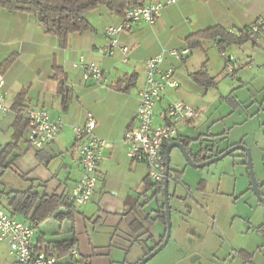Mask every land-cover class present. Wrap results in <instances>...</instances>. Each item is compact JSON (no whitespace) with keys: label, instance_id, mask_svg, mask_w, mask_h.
<instances>
[{"label":"crops","instance_id":"0c3cea01","mask_svg":"<svg viewBox=\"0 0 264 264\" xmlns=\"http://www.w3.org/2000/svg\"><path fill=\"white\" fill-rule=\"evenodd\" d=\"M230 1L181 0L164 7L155 25L140 22L130 33L119 37L120 45L130 49L127 61H124L126 56L120 50L114 57H104L98 53L99 48L109 45L106 29L121 24L123 19L105 7L90 12L87 18L92 30L71 35L65 47L58 37L44 32L35 16L0 9V68L11 56H16L13 66L5 72L9 112L0 113V150L17 143L18 149L4 163L8 165L6 170L13 171L23 179L24 188H27L9 193L2 191L0 201L3 195L8 198L10 193L29 191L68 200L69 193L76 188L82 175L80 156L73 143V128L84 126L89 113L97 122L94 135L107 142L97 168L98 181L91 201L82 208H75L72 221L60 223L50 219L59 224L72 223V237L51 241L45 234L37 236L39 226L46 221L35 229L36 248L41 250L50 246L64 258L62 264L72 261L78 264H138L163 242L166 226L159 212L164 200L161 196H155L157 189L149 180L148 165L130 159L123 137L135 124L140 92L145 86V64L163 50L189 49L190 53L181 61L167 57L162 65L163 69L176 70L180 89L178 93L170 89L164 93L155 108V127L166 123L165 113L173 101H182L196 108L190 104L195 93L206 95L213 87L196 83L193 78L195 73L205 69L217 87L216 77L211 75L208 67L210 58L206 48L212 45L218 50V39L204 40L201 47L194 49L187 39L218 26L239 35L241 31L252 29L259 20H264V0H251L239 10L231 8ZM249 44H252V48L248 53V62H264V25L257 33L255 42L236 47L240 49ZM81 59L98 64L107 80L101 84L85 80L83 70L75 66ZM195 62L202 63L195 67ZM22 93L23 101L18 103V96ZM228 100L236 103L232 95ZM20 109L45 110L52 119H61L65 127L54 142L35 150L27 141V129L17 142L15 140V124ZM194 121L181 124L178 135L166 143V149L174 142L188 145L194 161L202 163V158L207 161L215 156L207 155L213 151L211 146L207 145L202 150L192 148L194 141L198 140L191 134L190 126ZM206 136L211 137L212 133L209 131ZM23 140L25 147L21 145ZM177 151L173 149L171 155ZM189 166L185 163L183 168L171 169V177L177 179V184H183L187 196L178 195L176 190L172 195L169 189L170 199L173 196L183 202L177 209L180 225L157 264L172 260L183 263L195 255L209 261V264H236L237 258L252 263L253 253L245 247H234L233 253L217 258L211 242L218 238L219 227L214 221L215 217H211L205 209H202L207 214L204 221H199V224L193 222V204H187V200L190 197L195 204H200L199 198L204 196L207 182L202 178L199 187H191L183 172H187ZM37 187L42 188L44 193L36 191ZM150 194L153 199L157 198V206L149 212L146 205ZM2 207L11 214L9 209ZM17 219L29 224L20 217ZM88 223L93 226L92 231ZM213 230L216 232L215 238L211 236ZM71 240L76 241L75 250L79 256L67 262L65 259L70 256L61 255L52 243ZM118 253H122V258L116 257ZM0 264H16L7 244L3 242H0Z\"/></svg>","mask_w":264,"mask_h":264},{"label":"rangeland","instance_id":"374dc122","mask_svg":"<svg viewBox=\"0 0 264 264\" xmlns=\"http://www.w3.org/2000/svg\"><path fill=\"white\" fill-rule=\"evenodd\" d=\"M250 1L231 0L229 5L239 10ZM250 48L252 44L240 49L232 46L223 52L227 57L234 58V69L238 71L236 78L230 80L225 78L227 77L226 61L222 57V52L212 45L207 46L210 58L208 67L211 75L216 77L218 85L210 88L206 95L195 93L191 99L190 104L204 112L195 118L190 129L191 134L198 137L192 148L202 150L207 145L211 146L213 151L208 152L209 157H218V153H224L238 145L245 146L251 154L255 177L260 193L264 197V62H248ZM199 63L202 62H195V67H198ZM230 95L236 103L228 100ZM209 131L212 133L211 137L206 136ZM21 145L25 147V140L21 142ZM171 160L172 170L175 167L183 168L187 163L179 151L171 155ZM187 170L183 172L191 187L195 188L197 185L199 187L202 178L207 182L204 196L199 198L200 204H195L190 197L187 204H193L195 224L204 221V217L207 216L206 211L211 217H215L214 221L219 227V234L217 232L218 238H215L216 232L213 230L211 233L212 238H215L211 242V247L217 253V258H223L229 252L233 253L234 247L236 249L245 247L247 251L253 253V262H245L237 258L236 264H264V204L259 201L252 189L244 153L236 151L203 169L189 166ZM175 179L170 178V193L173 195L176 190L178 195L187 196V190L183 184L180 182L177 184ZM23 182V179L13 171L3 170L0 167V192L25 191L27 188H24ZM36 191L44 193L40 187H37ZM1 202L11 211L6 195L1 197ZM156 202L157 198L153 199L150 194L146 205L147 211L150 212L152 208H156ZM182 205L183 202L171 196L173 235L180 225L177 209ZM21 219L26 220L24 217ZM88 226L92 231L93 226L89 223ZM73 229L74 225L70 222L59 224L55 220H49L39 226L37 236L45 234L51 241L63 240L72 237ZM188 243H190L189 239ZM167 248L168 246L147 264H157ZM118 254L116 257L122 258V253ZM65 260L70 262L71 257ZM167 263L209 264L210 262L195 255L183 263L176 260Z\"/></svg>","mask_w":264,"mask_h":264},{"label":"built area","instance_id":"2783aa9c","mask_svg":"<svg viewBox=\"0 0 264 264\" xmlns=\"http://www.w3.org/2000/svg\"><path fill=\"white\" fill-rule=\"evenodd\" d=\"M181 0H157L152 4L134 8L125 13L121 24L106 29L109 45L98 49L104 57H114L120 50L128 60L129 47L121 46L119 37L130 33L136 24L145 22L155 25L164 7L174 5ZM200 1V0H194ZM264 20H259L251 29L258 33ZM190 53L189 49L163 50L158 56L148 60L145 64V86L140 92L139 108L135 117V124L124 134L123 141L128 146V155L132 161L145 162L149 169V180L155 185H162L166 179V143L178 135L181 124L197 118L203 110L193 108L182 102L173 101L165 113L166 123L155 127V108L162 100L167 89L178 93L180 82L174 68L163 69L162 65L167 57L181 61ZM226 61L227 78L234 80L236 70L234 59L222 53ZM75 66L83 70V78L104 83L106 75L104 70L94 62L81 59ZM5 73L0 69V113L7 114L9 108L6 104L7 93L5 90ZM29 121L27 141L35 150H41L54 142L65 124L61 119H52L45 110L29 109L22 112ZM97 122L93 114L87 115L84 126L73 128V143L78 151L82 165L81 179L76 188L68 195L69 202L75 208L86 206L94 194L97 185V168L102 160L107 142L94 135ZM35 230L27 224L9 214L0 201V242L7 244L10 256L16 264H62L63 259L50 246L37 251L35 244ZM77 250L71 252L73 259L78 258Z\"/></svg>","mask_w":264,"mask_h":264},{"label":"trees","instance_id":"16d2710c","mask_svg":"<svg viewBox=\"0 0 264 264\" xmlns=\"http://www.w3.org/2000/svg\"><path fill=\"white\" fill-rule=\"evenodd\" d=\"M157 0H0V9L8 12H22L35 16L47 35L56 36L60 39L63 47L67 45L71 35L81 34L92 30L87 15L98 10L100 7L107 8L110 12L118 16H124L131 9L152 4ZM218 39V50L224 52L230 46L241 47L248 42H255L257 33L251 29L241 31L239 35L228 32L222 27H214L200 32L187 39L192 49L201 47L204 40ZM16 56H11L0 68L3 73L8 71L14 64ZM196 83L203 86H215L214 79L204 69L193 75ZM56 79L59 77L56 76ZM60 80V79H59ZM24 93L18 96V103L22 102ZM26 109H20L18 119L15 124L16 142L19 140L23 131L28 130L29 121L22 115ZM18 149L17 143L5 146L1 151L0 167L3 170L8 168L4 160ZM246 158V156L244 155ZM202 158V161H205ZM197 162V160H196ZM157 189L155 196L163 198V186L154 185ZM11 215L15 218L24 217L26 221L35 229L38 225L50 219H55L60 223L72 221L75 207L64 198L57 196L49 197L38 193L13 192L8 194ZM159 217L167 226L165 207L162 206ZM143 223V222H142ZM145 223V222H144ZM75 240L61 241L52 243L58 252L63 256H70L75 250ZM39 251L38 248H36ZM72 258V257H71ZM72 260V259H71ZM70 264H78L72 261Z\"/></svg>","mask_w":264,"mask_h":264},{"label":"water","instance_id":"95a60500","mask_svg":"<svg viewBox=\"0 0 264 264\" xmlns=\"http://www.w3.org/2000/svg\"><path fill=\"white\" fill-rule=\"evenodd\" d=\"M173 149H177L180 151V153L182 154V156L184 157V159L186 160L188 165H190L194 168H198V169H203V168L208 167L214 163H217V162L223 160L224 158H226L227 156L232 155L236 151H242L244 153V155L246 156V159H247V167H248V173H249L250 180H251L252 189H253L255 195L257 196V198L259 199V201L264 204V197L260 193V187H259L258 181L256 180L255 173L253 170L252 157H251L249 150L245 146H243V145L235 146V147L227 150L226 152L220 154L218 157L204 161L202 163H197L194 161V158L190 154V152L188 150V145H184V144L179 143V142H174L173 144L168 146L167 149L165 150L166 179H165L164 184H163V200H164L166 222H167L166 235H165L163 242L159 245V247L156 248L150 254H148L138 264H147L152 259H154L159 253H161L167 247V245L171 239V236H172V211H171L170 197H169V183H170V178H171V173H172V170H171V161H172L171 160V152Z\"/></svg>","mask_w":264,"mask_h":264}]
</instances>
